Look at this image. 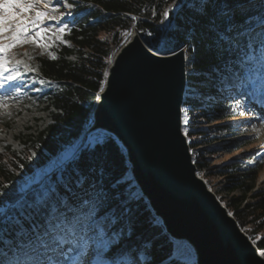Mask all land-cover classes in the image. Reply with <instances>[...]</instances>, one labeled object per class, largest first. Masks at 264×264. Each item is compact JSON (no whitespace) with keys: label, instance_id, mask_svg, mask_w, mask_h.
Instances as JSON below:
<instances>
[{"label":"trees","instance_id":"16d2710c","mask_svg":"<svg viewBox=\"0 0 264 264\" xmlns=\"http://www.w3.org/2000/svg\"><path fill=\"white\" fill-rule=\"evenodd\" d=\"M70 2L79 4V7L72 10L71 18L64 19L65 22L74 20L70 24L72 32L63 37L67 44L56 42L49 49L57 59H50L47 51L43 55L40 51L31 54L34 59L30 63L38 69V78L53 81L55 86H40L43 91L37 92L36 96V101L48 111L49 122L41 129L18 137L22 153L8 148L0 152V186L7 184L8 188L4 190L9 194L19 188V181L24 176L64 154L69 145L80 144L95 136L83 137V134L90 124L91 112L103 87L107 65L126 31L135 29L149 47L160 51L179 46L185 48L187 83L182 109L185 111L186 108L189 116H204L211 123L214 119L223 118L229 108L224 102L221 87V78L228 75L225 70L227 56L208 22L192 13L191 0H176L173 8L178 7L172 8L169 20L164 24L160 21L162 13L173 0ZM262 8L261 0H241L240 9H246L248 13ZM243 18L242 15L237 16L238 21ZM102 33L105 36L101 37ZM212 115L218 116L212 118ZM101 137L104 143L84 152L81 165L86 170L89 166L104 170L103 179L114 193V203L118 208L127 203L124 197L129 189L137 194L138 199L128 205L131 224L125 226L122 239L133 247H143L147 242L146 255L151 264H194L185 258L165 262L172 255L174 241L164 232L138 188L130 185L131 182L121 181L129 169L124 150L111 135ZM192 147L194 145L190 143ZM31 153L36 155L35 159ZM195 165L197 171L204 167L198 161ZM246 167L243 162H232L223 165L218 174L227 181V192L239 193L225 204L227 210L232 212L242 231L264 256V236H258L264 226V187L254 189V177ZM249 193L253 202L245 200ZM119 227L117 225V229Z\"/></svg>","mask_w":264,"mask_h":264},{"label":"snow or ice","instance_id":"6c2138e0","mask_svg":"<svg viewBox=\"0 0 264 264\" xmlns=\"http://www.w3.org/2000/svg\"><path fill=\"white\" fill-rule=\"evenodd\" d=\"M191 3L192 13L208 22L227 56L226 87L264 104V8L248 13L240 9L241 0ZM175 5L173 0L164 9L161 24L169 20ZM76 7L79 4L70 0H0V89L4 90L0 109L6 110L10 100L20 103L17 96L25 86L22 77L28 73L37 74L30 78L33 84L55 86L53 81L38 78V69L30 63L32 55L24 53L27 60L20 59L13 50L32 44L42 50L41 55L47 51L50 59H57L49 49L56 42L67 44L63 37L72 32L74 20L65 22L64 17L72 16ZM238 15L244 17L242 21L237 20ZM45 21L57 24L42 27ZM13 89L17 96L10 94ZM231 112L245 116L250 109L237 100ZM252 127L258 131L255 124ZM102 143L104 139L97 135L69 145L57 164L12 194L5 192L7 184L0 186V264H148L147 242L143 247H125L122 239L125 226L131 224L128 205L138 199L137 194L129 189L124 197L127 203L118 208L103 179L104 170L91 166L86 170L81 165L82 154ZM182 255L178 247L176 258Z\"/></svg>","mask_w":264,"mask_h":264},{"label":"water","instance_id":"95a60500","mask_svg":"<svg viewBox=\"0 0 264 264\" xmlns=\"http://www.w3.org/2000/svg\"><path fill=\"white\" fill-rule=\"evenodd\" d=\"M135 33V48L127 50L115 64L114 57L110 60L94 105L97 120L91 122V112L83 137L98 130L118 142L135 186L165 233L173 239L178 235L199 238L204 244L206 257L197 256L193 248L195 264H254L247 258L243 240L221 219L215 204L200 190L199 182L191 178L196 174V165L186 135L181 134L185 48L160 51ZM102 97L103 101L98 102ZM106 125L111 130L102 128ZM232 220L239 229L233 216ZM253 248L257 252L256 246Z\"/></svg>","mask_w":264,"mask_h":264},{"label":"rangeland","instance_id":"374dc122","mask_svg":"<svg viewBox=\"0 0 264 264\" xmlns=\"http://www.w3.org/2000/svg\"><path fill=\"white\" fill-rule=\"evenodd\" d=\"M61 10L66 11L65 9ZM69 18L71 17H64V19ZM52 23L57 24L56 21H45L42 27H46V24ZM100 36L103 37L105 35L102 33ZM124 39L125 36L123 35L116 50ZM13 51L17 54V58L27 60L24 53L31 55L33 51L41 52L42 50L32 44H24L18 46ZM33 76L37 75L35 73H28L22 77L25 86L18 96L14 89L10 93L13 96H17L20 103H17L16 100H10L6 110L0 109V152L8 148L10 151L22 153V145L18 137L22 134L33 132L35 129H41L49 122L48 111L43 109L42 105L36 101L37 91H33V88H41V85L39 83H31L30 78ZM225 78L226 77L221 78V85L224 94V102L229 108L228 111L225 112L226 115L223 118L214 119V121L208 123V118L204 116H189V111L186 108L182 117L183 123L185 119L189 121L187 125L183 126V132L185 133L184 130L187 129V134H185L187 140L194 145V147L191 148L192 162L195 163V161H198L204 166L199 169L197 173L215 193L223 206H225L231 198L239 195L238 191H226L225 186L227 185V181L218 174V170L223 167V165H228L232 162H243L247 165L246 168L250 172V175L254 177V189L257 187H264V147H262L264 146V123H261V121L264 120V104L252 101L250 97H243L234 89L229 90L225 85ZM11 83L17 84L21 83V81H13ZM5 87H7V85ZM42 87L45 88L47 86ZM3 91V89H0V93H3ZM237 100L246 103L247 107L250 109V112L246 113L245 116H240L231 112V108L235 107ZM10 108H13V110L10 111ZM6 112L11 113V115H6ZM216 116L218 115H212V118ZM254 124L258 131H253L252 126ZM94 132H96L94 133L95 136H97V133H102V131ZM198 134H200V136ZM31 156L34 159L36 158L34 153H31ZM62 157L63 154L61 153L51 162L37 168L33 173L24 176L19 181V187L27 180L36 178L43 172L51 169ZM121 181L131 182L130 185L135 186L133 179L124 177L121 178ZM245 200L247 202L254 201L250 193ZM258 236H264V226L259 231ZM123 242L125 247H129L128 245L130 242H126L124 239ZM183 258L190 262L194 261V256L187 246L183 252ZM147 259L148 264H151L148 257Z\"/></svg>","mask_w":264,"mask_h":264},{"label":"bare ground","instance_id":"6f19581e","mask_svg":"<svg viewBox=\"0 0 264 264\" xmlns=\"http://www.w3.org/2000/svg\"><path fill=\"white\" fill-rule=\"evenodd\" d=\"M131 31H130L131 33L129 32L130 35H128L127 37H125V39L123 40V42L121 43V45H119V47L117 48L115 54L113 55V57H114L113 58L114 64L116 63L117 59L120 56H123L124 53L127 50H129V49L130 50H133L135 48L136 43H137V40H136L137 36H136V33H135V30L134 29L131 30ZM181 58H182V54H181ZM185 69H186V65H185ZM109 78H110V76H108V81H109ZM107 90L106 89L103 90L102 94L105 95L107 93ZM102 101H103V97L98 99V102L101 103ZM9 110L12 111L13 108H10ZM96 110L98 112L97 107L94 106L93 107V110H92V113H93L92 119H91V122L92 123L96 122V120H97L96 115H95L96 114ZM181 110H182V107H181ZM181 119H182V115H181ZM102 128H107V129H110L111 130V128L109 126H107V125L104 126V127H102ZM181 134L185 135L184 132H183V129H181ZM127 175H128V177L126 176V178L132 179V176L133 175H132V172L130 170V167L128 169ZM191 178H192V180L194 179L197 182H199L197 184L200 187V190L202 191V193L205 196H207L209 199H211V201L215 204V206L217 207V209H218V211L220 213L221 219L224 222H226L227 224L230 225V227L232 228V230H233L234 234L237 236V238H239L240 240L241 239L243 240V242H242V240H241V242L245 245V247L247 249V252H248L247 258L250 259L254 264H262L264 262V256L262 255V253L259 252L258 249H257V252L254 250L253 246H255V245H254V243L251 241V239L248 236H247L248 239L247 240L245 239V237H244V235H246L245 232L242 231V229L240 228V226H238L239 229L236 227V223H234V221L232 220V215L231 216L228 215L229 212L226 210V207L223 206V204L217 198V196L215 195V193L208 187V185L205 183V181L203 179H200L198 173H196L195 175H193V177H191ZM213 194L215 196H213ZM160 216L162 217L161 214H160ZM175 241H176V249H175V252L177 251V248L178 247H179V250H183L185 248V246L188 245L191 248L192 251H193V248H194L195 253L197 251V256L201 254L202 256L206 257L205 246H204V244L202 243V241L199 238L196 239L194 237L193 238H190V237L185 236V235H183V236L178 235V236H176ZM196 241L199 243L200 246L197 244ZM199 247H200V252H199Z\"/></svg>","mask_w":264,"mask_h":264}]
</instances>
